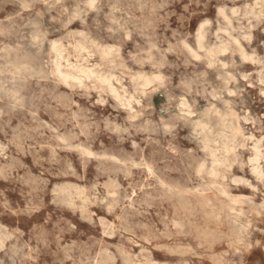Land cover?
I'll return each instance as SVG.
<instances>
[{"label":"rangeland","instance_id":"374dc122","mask_svg":"<svg viewBox=\"0 0 264 264\" xmlns=\"http://www.w3.org/2000/svg\"><path fill=\"white\" fill-rule=\"evenodd\" d=\"M0 264H264V0H0Z\"/></svg>","mask_w":264,"mask_h":264},{"label":"bare ground","instance_id":"6f19581e","mask_svg":"<svg viewBox=\"0 0 264 264\" xmlns=\"http://www.w3.org/2000/svg\"><path fill=\"white\" fill-rule=\"evenodd\" d=\"M90 7V6H89ZM231 15V14H230ZM203 24V23H202ZM82 33V32H81ZM77 34V33H76ZM195 37V36H194ZM250 37V36H249ZM233 42H234V40H233ZM237 43V42H236ZM68 44V43H67ZM88 44V43H87ZM66 45V44H65ZM197 47V46H196ZM186 48V47H185ZM96 49V48H95ZM224 54V53H223ZM251 57V56H250ZM194 59V58H193ZM197 59V58H196ZM21 60V59H20ZM216 60V59H215ZM76 63V62H75ZM70 65V64H69ZM81 71V70H80ZM83 71V70H82ZM90 72V71H89ZM48 73H49V71H48ZM85 73H86V71H85ZM58 74H59V72H58ZM59 75H61V74H59ZM63 75V74H62ZM78 75V74H77ZM112 76V75H111ZM114 76V75H113ZM61 77V76H60ZM75 77V76H74ZM62 78V77H61ZM63 78H65V79H67V78H72V74L70 75V73H66L65 75H63ZM62 78V79H63ZM84 78H86V77H84ZM64 79V80H65ZM98 79V78H97ZM75 80V79H74ZM91 80V79H90ZM77 81H78V79H77ZM105 83V82H104ZM108 83V82H107ZM79 86V85H78ZM142 87V86H141ZM143 88V87H142ZM114 95V94H113ZM117 98V97H116ZM53 132V131H52ZM133 166V165H132ZM146 166V165H145ZM148 171V170H147ZM257 175V174H256ZM223 194V193H222ZM172 228V227H171ZM7 232V231H6ZM147 252V251H146Z\"/></svg>","mask_w":264,"mask_h":264}]
</instances>
